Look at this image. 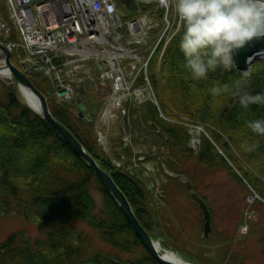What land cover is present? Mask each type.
I'll return each mask as SVG.
<instances>
[{"label":"trees","instance_id":"trees-1","mask_svg":"<svg viewBox=\"0 0 264 264\" xmlns=\"http://www.w3.org/2000/svg\"><path fill=\"white\" fill-rule=\"evenodd\" d=\"M116 2L127 12V17L155 6L137 0ZM182 32L180 26L165 51L160 73L153 69L152 79L162 110L169 116L186 115L202 122L212 139L203 136L200 149L195 153L189 146L188 127L164 119L151 102L130 109V129L135 131L133 139L142 143L153 138L164 142L171 153L160 157L172 171L187 174V167L199 170L200 164L214 166L215 171L227 170L245 184L246 189L250 184L264 198V136L256 135L247 127L248 121L264 119V104L243 108L237 103L236 95L246 91L264 92V59H256L247 76L232 64L210 71L206 79L193 80L184 67V57L178 47ZM31 79L48 97L54 116L112 175L152 236L161 238L164 246L192 262L246 264L249 256L240 249L232 251L227 244L216 248L212 254L214 242L211 234L203 235V221L199 229L187 232L189 229L181 222L183 203H177L172 211L162 210L170 203L166 197L159 209L150 188L152 178L111 163L97 142L95 120L100 100L92 84L87 83L82 93V101L91 118L88 120L71 105L49 96L51 83L48 80L36 75H31ZM223 85L228 86L227 91L213 94L214 87ZM118 141L120 151L127 153V157L131 155L123 138L119 137ZM184 164L189 166L183 167ZM173 180L178 179L168 177V181ZM94 181L103 195L100 208L91 191ZM178 183L177 189L181 187L189 193ZM194 187L199 191L195 181ZM200 194L208 201L207 196ZM179 201L183 199L180 197ZM208 204L213 214L209 201ZM255 207L263 209L264 200L258 199ZM0 210H15L16 213L22 210L25 217L37 214L45 230L41 239L32 238L26 231H14L2 238L0 232V264H160L141 243L96 172L41 113L21 100L16 83H3L0 91ZM170 212L173 216L167 214ZM212 223L214 225V215ZM97 239L101 247H97ZM259 241L264 253V234ZM207 243L211 246H206Z\"/></svg>","mask_w":264,"mask_h":264},{"label":"built area","instance_id":"built-area-1","mask_svg":"<svg viewBox=\"0 0 264 264\" xmlns=\"http://www.w3.org/2000/svg\"><path fill=\"white\" fill-rule=\"evenodd\" d=\"M142 1H155L164 10L162 20L152 13L123 20L115 0H3L7 13L0 3V40L16 51L25 72L52 81L59 100L76 97L81 76L98 81L105 102L97 130L106 149L104 127L119 117L125 101L158 104L149 71L173 36L172 0ZM171 120L190 127L196 148L203 126L186 118Z\"/></svg>","mask_w":264,"mask_h":264},{"label":"rangeland","instance_id":"rangeland-1","mask_svg":"<svg viewBox=\"0 0 264 264\" xmlns=\"http://www.w3.org/2000/svg\"><path fill=\"white\" fill-rule=\"evenodd\" d=\"M172 10V17L178 20L173 8ZM232 64L233 60L230 61L229 66ZM12 82L13 79L10 76L0 74V91L2 90L3 83L10 84ZM19 97L22 101L26 102L24 94L20 90ZM157 97L159 98L158 94ZM119 132V123L112 125L110 137L113 149L118 147L117 138ZM187 166L189 165H183V167ZM215 169L214 166L205 167L200 164L199 170L187 167L186 171L188 176L199 185V191L207 196L213 209L214 228L210 238L213 240L214 246L211 253L214 254L216 248L227 244L233 248L232 251L240 249V252L246 253L249 256L246 264H264V253L262 252L261 241H259L264 234V208H252L250 210L251 213L247 214L245 208L246 195L249 188L246 189L245 184L238 181L235 176L229 174L227 170L220 169L215 171ZM201 181L203 183L200 185ZM178 182V180L168 181L165 185L166 197L170 203L162 210L167 211L168 208L172 211L177 203H183L184 209L182 208L180 211L182 212L181 222L189 229L186 231L191 233L190 231L193 230L192 232H194V230L201 227L203 212L184 188H176V183ZM91 191L97 207L100 208L103 202V195L99 187L96 186L95 181L93 182ZM180 197L183 199V202L179 201ZM23 213L24 211L22 210L20 212L17 210V213L15 210L13 212L0 210V232L2 238L7 237L14 231H26L27 235L32 238L43 236L45 230L42 228L40 216L35 214L33 217H25ZM167 214L173 216L171 212ZM175 218L179 219L177 216ZM242 220H248L250 224L247 235H241L240 233ZM192 237V240H194L195 237ZM96 243L97 247L102 246L100 240L97 239ZM206 246L210 247L211 245L207 243Z\"/></svg>","mask_w":264,"mask_h":264},{"label":"clouds","instance_id":"clouds-1","mask_svg":"<svg viewBox=\"0 0 264 264\" xmlns=\"http://www.w3.org/2000/svg\"><path fill=\"white\" fill-rule=\"evenodd\" d=\"M171 6L183 28L178 47L193 80L206 79L218 67L228 68L239 51L264 39V0H172ZM227 90L223 85L212 92ZM236 95L243 108L264 104V92ZM247 127L264 136V119L248 121Z\"/></svg>","mask_w":264,"mask_h":264},{"label":"water","instance_id":"water-1","mask_svg":"<svg viewBox=\"0 0 264 264\" xmlns=\"http://www.w3.org/2000/svg\"><path fill=\"white\" fill-rule=\"evenodd\" d=\"M264 39L254 41L249 47H246L239 51L238 54L232 59L236 68L244 73L251 69V65L256 59H264ZM11 50L3 43L0 42V59L4 60V63L0 65V70L2 68H7L10 74L15 78L21 91L24 89H29L32 91L39 99L40 102V113L43 118L48 121L60 134L62 138L71 146L76 154L82 157L89 167L93 169L97 176L103 181L108 190L112 193L119 206L121 207L125 217L132 225L135 233L139 237L142 244L149 251V253L160 263V264H204L199 262H192L180 255L176 250L169 248H164L161 246L158 239L153 237L144 225L141 223L137 214L135 213L132 204L126 194L118 186V184L113 179L112 175L104 169L96 158L88 151V149L82 144L75 135L62 123L60 122L52 113L47 97L43 94L40 89L33 83L30 76L23 72L18 66H16L11 59ZM86 78L81 79V91L84 90V82ZM80 97V95H79ZM29 103V102H28ZM81 114L85 110V107L81 105ZM150 144H148L143 149H139L138 152L142 153L148 151ZM145 156H141L140 159H144ZM153 164H148L152 170ZM157 169L160 170L159 165H156ZM162 167L164 172L174 178H178L182 185L190 190L191 198L196 202L204 213V235L208 236L212 230V213L206 202V200L198 193L194 188V182L190 177L184 173L175 172L170 170L167 165L163 162ZM150 187H153V182H151ZM171 254L175 256L178 260H175Z\"/></svg>","mask_w":264,"mask_h":264},{"label":"bare ground","instance_id":"bare-ground-1","mask_svg":"<svg viewBox=\"0 0 264 264\" xmlns=\"http://www.w3.org/2000/svg\"><path fill=\"white\" fill-rule=\"evenodd\" d=\"M264 56V54H263ZM0 74L1 75H4V76H9L10 75V72L7 68H2L0 70ZM23 94H24V97L26 99L27 102H29V104L36 110V111H40L41 107H40V102H39V99L38 97L32 92L30 91L29 89H24L23 88ZM171 256L175 259V260H178L177 258H175V256L173 254H171Z\"/></svg>","mask_w":264,"mask_h":264}]
</instances>
